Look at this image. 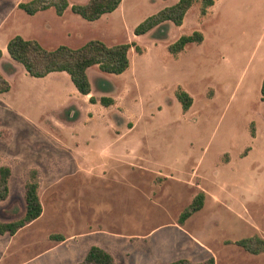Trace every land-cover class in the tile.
I'll return each mask as SVG.
<instances>
[{
	"label": "rangeland",
	"instance_id": "obj_1",
	"mask_svg": "<svg viewBox=\"0 0 264 264\" xmlns=\"http://www.w3.org/2000/svg\"><path fill=\"white\" fill-rule=\"evenodd\" d=\"M29 0H0V165L10 167L0 220L24 212L23 189L37 171L38 218L0 235V264H75L91 245L117 264H165L186 258L214 264H264L234 241L264 239V0H215L200 16L195 2L177 26L166 22L135 36L145 17L177 0H121L88 21L67 7L32 15ZM69 5L87 0H67ZM198 30L176 56L167 46ZM47 49L135 41L121 74L87 70L89 103L65 72L27 74L7 54L15 35ZM108 81L107 89L99 87ZM177 86L192 98L183 111ZM199 192L202 207L178 222Z\"/></svg>",
	"mask_w": 264,
	"mask_h": 264
},
{
	"label": "trees",
	"instance_id": "obj_2",
	"mask_svg": "<svg viewBox=\"0 0 264 264\" xmlns=\"http://www.w3.org/2000/svg\"><path fill=\"white\" fill-rule=\"evenodd\" d=\"M197 2L199 4V14L203 16L207 9L211 7L215 0H177L171 5L165 6L157 12L145 17L133 28L135 36L142 35L154 27H159L166 22H172L179 26L182 24L186 12ZM121 3V0H87L85 3H74L69 5L67 0H29L19 3L18 8L25 13L32 15L37 11L50 7L57 15L69 7L71 12L81 18L92 21L103 14L114 11ZM203 35L200 31L194 30L188 34H181L175 41L167 46V50L176 56L188 43H200ZM133 47L135 52L141 53V48L135 42H122L108 45L100 39H89L79 47H69L60 44L52 49L43 47L37 40L27 39L21 35L11 36L5 45L8 56L15 62L22 65L24 70L33 77H44L51 72H65L77 90L82 95L91 92V83L87 75V69L93 65L103 72L121 74L130 66L128 51ZM2 52L0 50V59ZM108 81L100 79L99 87L107 89ZM10 88L9 82L0 73V93L7 92ZM175 98L180 103L183 111H186L191 103V96L180 86L174 91ZM260 98L264 101V76L260 85ZM89 103L99 102L103 106L113 104L114 100L110 96L102 95L98 99L92 95L88 97ZM10 167L0 165V200H4L9 193ZM37 171L30 170L28 179L24 183L23 189V214L10 221L0 220V235H13L19 229L26 226L36 218L42 211V206L38 196ZM204 195L197 193L190 203L180 212L178 222L198 211L203 205ZM234 243L251 254H258L264 251V239L257 234L241 237ZM75 264H117L113 256L104 248L98 245H91L80 261ZM165 264H214L213 257L201 262H192L186 258L173 259Z\"/></svg>",
	"mask_w": 264,
	"mask_h": 264
},
{
	"label": "crops",
	"instance_id": "obj_3",
	"mask_svg": "<svg viewBox=\"0 0 264 264\" xmlns=\"http://www.w3.org/2000/svg\"><path fill=\"white\" fill-rule=\"evenodd\" d=\"M183 22H184V19H183ZM183 22H182V23H183ZM181 25H182V24H181ZM179 26H180V25H179ZM89 68H90V67H89ZM89 68H88V69H89ZM88 69H87V70H88ZM89 95H90V94H88V95H84V96H89Z\"/></svg>",
	"mask_w": 264,
	"mask_h": 264
}]
</instances>
